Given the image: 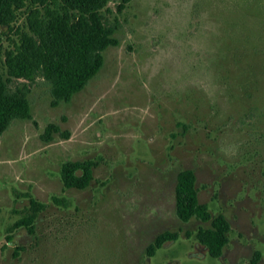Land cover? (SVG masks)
Here are the masks:
<instances>
[{"label":"rangeland","instance_id":"374dc122","mask_svg":"<svg viewBox=\"0 0 264 264\" xmlns=\"http://www.w3.org/2000/svg\"><path fill=\"white\" fill-rule=\"evenodd\" d=\"M121 1L104 11L120 43L100 72L58 106L38 78L33 118L0 137V264H264V0ZM49 123L69 137L46 142ZM88 159L91 184L66 188L62 165ZM182 169L231 223L220 258L195 236L211 223L176 214ZM27 194L46 207L33 233H10ZM164 231L179 239L149 257Z\"/></svg>","mask_w":264,"mask_h":264},{"label":"trees","instance_id":"16d2710c","mask_svg":"<svg viewBox=\"0 0 264 264\" xmlns=\"http://www.w3.org/2000/svg\"><path fill=\"white\" fill-rule=\"evenodd\" d=\"M112 0H0V137L15 120H31L29 94L38 78L50 86L52 105L71 101L100 72L104 52L119 45L115 36L118 26L104 16ZM131 0H122V12ZM23 19V22L20 21ZM6 28L12 32L11 44L1 41ZM2 56V58H1ZM58 133L69 137L55 123H49L42 138L49 142ZM97 163L88 159L69 161L61 167V178L66 188L86 189L94 179ZM176 214L183 222L192 219L210 222V227H199L195 236L213 258H220L229 244L232 226L219 213L213 216L207 203L199 199L197 175L193 169H182L175 187ZM29 205L22 216L10 227L35 230L36 220L46 205L30 194ZM54 201L62 203L57 197ZM9 241L11 237L8 236ZM179 234L164 231L147 247L153 257L166 243L177 241ZM261 252L256 251L252 264H258Z\"/></svg>","mask_w":264,"mask_h":264}]
</instances>
